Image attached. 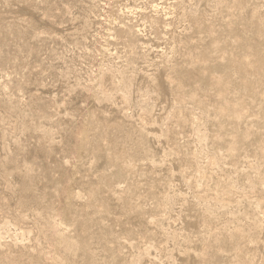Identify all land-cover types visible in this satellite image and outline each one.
Segmentation results:
<instances>
[{
    "label": "rangeland",
    "instance_id": "1",
    "mask_svg": "<svg viewBox=\"0 0 264 264\" xmlns=\"http://www.w3.org/2000/svg\"><path fill=\"white\" fill-rule=\"evenodd\" d=\"M0 264H264V0H0Z\"/></svg>",
    "mask_w": 264,
    "mask_h": 264
}]
</instances>
